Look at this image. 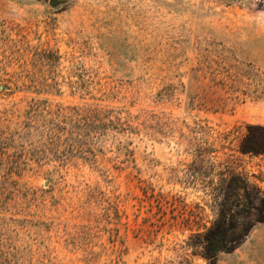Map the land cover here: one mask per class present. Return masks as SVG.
Listing matches in <instances>:
<instances>
[{
  "label": "rangeland",
  "instance_id": "rangeland-1",
  "mask_svg": "<svg viewBox=\"0 0 264 264\" xmlns=\"http://www.w3.org/2000/svg\"><path fill=\"white\" fill-rule=\"evenodd\" d=\"M252 125L264 0H0V264H211L226 193L264 196ZM233 214L215 264H264Z\"/></svg>",
  "mask_w": 264,
  "mask_h": 264
},
{
  "label": "trees",
  "instance_id": "trees-1",
  "mask_svg": "<svg viewBox=\"0 0 264 264\" xmlns=\"http://www.w3.org/2000/svg\"><path fill=\"white\" fill-rule=\"evenodd\" d=\"M238 150L244 154L260 153L264 157V126L252 125L247 128V133L238 144ZM247 195V193H246ZM249 198V195H247ZM231 195L226 193V201L218 209V216L215 222L203 234L204 257L211 264H215L219 251H229L235 248L240 241L248 234L253 223L242 222L240 227L233 222L235 212L243 218L253 217L254 222L264 221V196L259 198V205L250 207V210L242 207L233 209L227 206V200ZM233 209V210H232ZM246 214L242 215L244 212Z\"/></svg>",
  "mask_w": 264,
  "mask_h": 264
},
{
  "label": "water",
  "instance_id": "water-1",
  "mask_svg": "<svg viewBox=\"0 0 264 264\" xmlns=\"http://www.w3.org/2000/svg\"><path fill=\"white\" fill-rule=\"evenodd\" d=\"M54 2H55V0H50V3H52V4H53Z\"/></svg>",
  "mask_w": 264,
  "mask_h": 264
}]
</instances>
